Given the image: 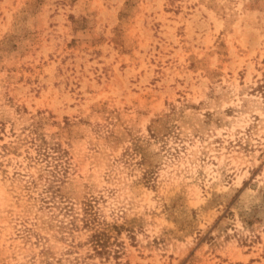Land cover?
Segmentation results:
<instances>
[{
    "label": "rangeland",
    "instance_id": "374dc122",
    "mask_svg": "<svg viewBox=\"0 0 264 264\" xmlns=\"http://www.w3.org/2000/svg\"><path fill=\"white\" fill-rule=\"evenodd\" d=\"M0 264H264V0H0Z\"/></svg>",
    "mask_w": 264,
    "mask_h": 264
},
{
    "label": "trees",
    "instance_id": "16d2710c",
    "mask_svg": "<svg viewBox=\"0 0 264 264\" xmlns=\"http://www.w3.org/2000/svg\"><path fill=\"white\" fill-rule=\"evenodd\" d=\"M75 220H81L82 226L90 230L88 236V242L90 243L92 249L99 253L108 255L109 245H110V235L106 230H101L97 227V220L95 214H90L88 208L83 209V213L73 216ZM74 221V220H73Z\"/></svg>",
    "mask_w": 264,
    "mask_h": 264
}]
</instances>
